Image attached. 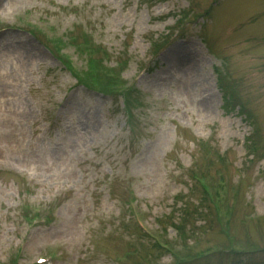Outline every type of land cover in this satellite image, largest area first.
Masks as SVG:
<instances>
[{
  "label": "rangeland",
  "instance_id": "1",
  "mask_svg": "<svg viewBox=\"0 0 264 264\" xmlns=\"http://www.w3.org/2000/svg\"><path fill=\"white\" fill-rule=\"evenodd\" d=\"M22 240L49 264H264V0L4 3L0 264Z\"/></svg>",
  "mask_w": 264,
  "mask_h": 264
},
{
  "label": "trees",
  "instance_id": "2",
  "mask_svg": "<svg viewBox=\"0 0 264 264\" xmlns=\"http://www.w3.org/2000/svg\"><path fill=\"white\" fill-rule=\"evenodd\" d=\"M157 44V43H156ZM111 79L108 77V84H104V86L105 87H109V86H111V85H113V84H110V81ZM105 87H101L102 89H108V88H105ZM223 99H224V105H223V107L225 108V110H229V108L230 109H232L234 106H236L235 105V103H236V100L234 99V97H233V95L232 94H230V93H227V92H224L223 93ZM233 103H234V105H233ZM225 112H228V111H225ZM200 175H201V177L203 178L204 177V174L201 172L200 173ZM190 177L192 178V182H193V184L195 185V187H199V191H200V182H199V178H200V176H198V175H196V173L195 174H193V172L192 173H190ZM202 193H203V195H202V200H203V202L206 200H209L208 199V197L206 196V194L202 191ZM211 197H212V195H211ZM213 197H214V199L215 198H217V195L215 194V193H213ZM213 197H212V200H213ZM202 200H201V202H202ZM179 201H181V202H183L182 200H179ZM179 201H177V203L179 202ZM184 205H183V208H185V215L184 216H188V212H187V209L189 208V205L188 204H186V203H183ZM184 218H186V217H184ZM205 221V220H204ZM182 226L180 227V226H178L177 225V223H174V221H172V226L175 228V229H177L179 232H184V231H186V230H189L190 232H192V231H194V230H190L189 228L188 229H186L185 230V227H186V219H184L183 221H182V224H181ZM193 226V225H192ZM142 234V233H141ZM182 234H184V233H182ZM142 236L143 237H145V238H148L146 235H144V234H142ZM149 240V239H148ZM158 250H161L156 244H153ZM234 255V254H233Z\"/></svg>",
  "mask_w": 264,
  "mask_h": 264
},
{
  "label": "bare ground",
  "instance_id": "3",
  "mask_svg": "<svg viewBox=\"0 0 264 264\" xmlns=\"http://www.w3.org/2000/svg\"><path fill=\"white\" fill-rule=\"evenodd\" d=\"M5 3H7V1H6ZM3 4H4V3H3Z\"/></svg>",
  "mask_w": 264,
  "mask_h": 264
}]
</instances>
